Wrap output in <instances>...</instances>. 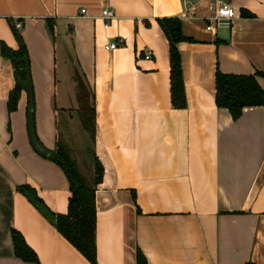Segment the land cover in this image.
Here are the masks:
<instances>
[{
  "label": "crops",
  "instance_id": "0c3cea01",
  "mask_svg": "<svg viewBox=\"0 0 264 264\" xmlns=\"http://www.w3.org/2000/svg\"><path fill=\"white\" fill-rule=\"evenodd\" d=\"M225 1L234 17L207 31L215 0H190L187 12L182 0H0V43L17 49L10 22L21 25L40 143L29 135L27 92L7 110L14 75L0 53V264H91L16 189L29 185L66 213L69 182L48 155L80 89L95 111L92 146L103 166L96 264H137L138 250L146 264H264V106L234 120L214 100L216 70L253 75L264 90V0ZM104 8L113 19L101 17ZM170 17L191 39L177 44L183 108L171 104L159 24ZM110 42L117 46L106 49ZM11 229L37 262L15 256Z\"/></svg>",
  "mask_w": 264,
  "mask_h": 264
},
{
  "label": "trees",
  "instance_id": "16d2710c",
  "mask_svg": "<svg viewBox=\"0 0 264 264\" xmlns=\"http://www.w3.org/2000/svg\"><path fill=\"white\" fill-rule=\"evenodd\" d=\"M159 24L169 41L171 104L174 108H183L185 107V91L181 70V56L177 49V44L181 41H190L191 39L182 34L181 23L178 18H162L159 20ZM10 25L18 48L12 49L5 43H0V53L3 57L10 60L14 75V86L9 91L6 106L9 113L13 112L17 108L21 92H27L29 97L26 109L27 124L31 141L33 142V146L36 147L40 143L34 131V100L29 72V58L22 36L14 27L12 21ZM48 29L53 37L54 25L52 22L49 23ZM257 74L264 76V72H258ZM214 82V100L216 106L226 108L234 120L241 116L245 107L264 106V90L253 75L229 74L216 70ZM78 110L81 126L85 131L91 133L93 142L95 129L94 108L92 106L85 107V105H81ZM92 153V169L88 173H85L71 155L66 142L62 141L57 128L55 148L49 152L48 158L62 168L69 182L70 197L65 214L53 213L29 185H19L16 189L25 195L33 206L91 264H96L95 192L102 180L103 166L97 159L93 149ZM11 238L15 256L23 261L37 262V255L27 245L23 236L18 231L11 229ZM136 262L137 264H146L145 258L139 250L136 254Z\"/></svg>",
  "mask_w": 264,
  "mask_h": 264
},
{
  "label": "rangeland",
  "instance_id": "374dc122",
  "mask_svg": "<svg viewBox=\"0 0 264 264\" xmlns=\"http://www.w3.org/2000/svg\"><path fill=\"white\" fill-rule=\"evenodd\" d=\"M78 73V72H77ZM76 73V80L79 79V74ZM80 105H85V107H90L91 102L89 101V95L80 89L78 92ZM83 97V98H82ZM78 108H70L68 116L59 118L58 131L62 141H65L71 155L78 162L79 167L83 172L88 173L92 169V138L91 133L85 131L80 123L79 110ZM61 110V109H60ZM60 117V111H59ZM91 167V168H90Z\"/></svg>",
  "mask_w": 264,
  "mask_h": 264
},
{
  "label": "built area",
  "instance_id": "2783aa9c",
  "mask_svg": "<svg viewBox=\"0 0 264 264\" xmlns=\"http://www.w3.org/2000/svg\"><path fill=\"white\" fill-rule=\"evenodd\" d=\"M190 0H182V9L184 12L189 10ZM81 13H85L82 9ZM101 17L105 20H111L114 18V12L109 8H104L101 11ZM234 17V10L230 3L225 0H215L214 11L211 16L207 17L205 28L207 31H213L216 26H228L232 18ZM15 28H19L21 25L19 22L14 24ZM117 46L116 42H110L105 45L106 49H113ZM151 55L150 51H146L144 54L145 59H149Z\"/></svg>",
  "mask_w": 264,
  "mask_h": 264
}]
</instances>
